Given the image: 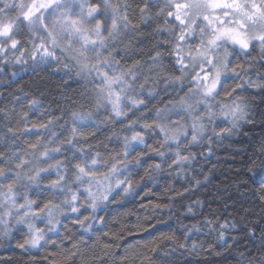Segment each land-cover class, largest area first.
I'll return each instance as SVG.
<instances>
[{
	"label": "snow or ice",
	"instance_id": "1",
	"mask_svg": "<svg viewBox=\"0 0 264 264\" xmlns=\"http://www.w3.org/2000/svg\"><path fill=\"white\" fill-rule=\"evenodd\" d=\"M38 69L59 84L0 90V248L14 245L17 264H177L201 251L264 264V136L243 182L250 207L199 198L217 148L264 128V0H0V89ZM164 178L183 192L153 202ZM141 192L149 215L171 216L180 197L196 222L129 241L117 209Z\"/></svg>",
	"mask_w": 264,
	"mask_h": 264
},
{
	"label": "trees",
	"instance_id": "2",
	"mask_svg": "<svg viewBox=\"0 0 264 264\" xmlns=\"http://www.w3.org/2000/svg\"><path fill=\"white\" fill-rule=\"evenodd\" d=\"M7 71H18V69L10 67ZM21 77L22 79H19L18 83L0 90L5 91L7 94L21 86L26 87V89L34 88L36 84L43 82L47 86L55 88L59 84L58 76L52 75L51 69H38L36 72L29 70L26 73H21ZM9 79L11 78L9 77ZM245 131L249 133L248 136L233 137L231 140L225 141L216 150V156L212 160V163L215 164L212 182L199 194V198L206 200V202H211L213 197L216 198V203H211L213 210H217L220 204L227 203L230 206L228 211L232 212L233 208L239 209L241 205L250 207L254 199L251 193L246 191L243 182L248 179L246 168L251 166L248 164V160L252 156V152L255 151L252 145L264 136V128L258 123L255 128L246 127ZM183 183V180L179 178L176 180L164 178L158 185L152 187L151 200L159 203H170L169 197L175 195L173 189L183 192ZM249 186H252L250 181ZM145 191L148 190L145 189ZM141 198L147 205L149 198L144 196V192H141L139 196L129 198L123 207L117 209L122 214V221L126 222L129 228H135L134 234L127 236L129 241L142 243L146 240L155 239L162 233H175L176 236H179L180 231H182L180 229L182 223L196 222L195 219H186L184 216L182 205L189 203L188 200L175 197L178 202L174 203L170 216L167 210L149 215L140 206ZM202 211L207 214L208 210L203 209ZM233 215H235V212H233ZM152 225H156V227H152ZM200 239L205 240L207 244L208 241L205 237L202 236ZM22 259L25 258L19 255V250H16L14 245L8 248H0V264H4V261L9 260L13 264H17ZM188 260L191 261V264H232L230 258H226V255H209L206 251H201L200 255L188 257L187 259L180 257L177 264H187Z\"/></svg>",
	"mask_w": 264,
	"mask_h": 264
}]
</instances>
